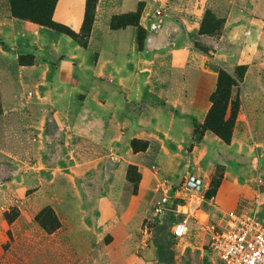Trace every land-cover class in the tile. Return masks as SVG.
<instances>
[{
	"label": "rangeland",
	"instance_id": "rangeland-1",
	"mask_svg": "<svg viewBox=\"0 0 264 264\" xmlns=\"http://www.w3.org/2000/svg\"><path fill=\"white\" fill-rule=\"evenodd\" d=\"M100 3L97 29L108 38L119 34L134 41L133 59L108 58L96 89L72 94L78 100L96 96L111 108L130 100L135 93L118 88L115 74L139 72L160 51L163 56L154 64L167 68L169 85L150 101L127 102L131 106L120 112L151 108L172 119L179 113L193 120V134L179 142L172 135V120L168 136L157 142L163 149L157 160L146 155L149 140L129 138L133 126L121 128L109 148L79 138L64 147L54 122V103L61 93H70L57 81L60 55L52 57L48 50L41 57L44 74L0 76V114L6 91L9 99L27 105L16 119H31L33 126L45 123L41 129L25 123L18 146L15 134L10 135L16 156L0 163V264H221L199 227L191 225L190 233L178 239L173 235L177 216L168 211L158 218L154 207L166 195L167 207L173 208L177 197L194 192L186 190L190 183L200 180L197 189L207 212H200L201 217L217 220L233 212L257 215L264 222V0H58L53 20L89 42ZM88 10L93 24L84 31ZM4 23L11 31L3 29ZM0 25V46L14 41L21 52V37L29 38L36 34L30 28L41 27L13 17L9 0H0ZM21 57L27 65L39 62L33 55ZM98 57L96 52L95 61ZM241 65L247 71L232 94L241 107L231 144L218 137L223 146L199 148L195 126L202 123L193 119V105L209 113L219 67L233 74ZM201 81L204 86L198 88ZM87 112L95 111L89 105ZM140 125L156 126L152 119ZM136 142L139 152L133 149ZM143 173L153 184L142 185Z\"/></svg>",
	"mask_w": 264,
	"mask_h": 264
},
{
	"label": "crops",
	"instance_id": "crops-1",
	"mask_svg": "<svg viewBox=\"0 0 264 264\" xmlns=\"http://www.w3.org/2000/svg\"><path fill=\"white\" fill-rule=\"evenodd\" d=\"M100 6L101 3L98 5L97 19L86 48L72 38L57 34L50 28L42 26L40 28L32 27L30 30L36 34L29 38L21 37L23 39L21 45L24 46L22 52L18 50L20 47L14 41L7 44L6 47L0 46V76L19 78L21 75H35L39 72L42 73V71L44 74L45 69L39 67L41 57L46 58L45 53L48 50L51 51L52 57L59 54L58 70L56 69L57 81L61 86L67 87L66 91L70 92L66 94L61 93L58 101L54 103L57 106L54 122L56 124V130H59L60 138H63L65 142L64 147H68V143L72 144L74 138H79L91 142L97 147L109 148L116 143L115 141H118L117 135L121 128L133 126L129 130V138L136 135L138 138L149 140L150 146L146 155L148 157H154V160H157L159 151L163 150L158 149L157 142L158 140L164 141V135L166 137L168 136L167 131L172 120L174 123H172L174 125L172 135H176L179 142H183L186 138L192 136L194 130L193 120L187 116H181L179 113H175L172 119L163 110L153 111L151 108L139 112L133 111L128 115L121 113L120 110L123 106H135L138 102L152 100L154 93L162 92L169 85L170 75L167 68L154 64L158 56H163V52H153L151 55L155 59H152L148 66L139 72H134L132 69H122L115 74V77L118 78V88H122L130 93V96L131 93H135L130 100L123 102L117 101V105L114 104L111 108L106 103L100 102L96 96L88 95L83 100H78L76 95L72 94L77 90H86L87 87L90 90L96 89L94 83L104 73L105 63L108 58L113 57V60L116 61L122 55H125L130 60L133 59V50L136 48L134 41L126 39L119 34L108 38L102 35L103 32L100 29H97V26H99ZM5 26L3 28L4 30L11 31L9 26ZM1 27L0 25V30ZM8 40L11 41L13 38ZM96 52L99 53L97 61L94 59ZM26 55H33L38 58V64L21 65L19 59L21 56ZM140 77H144V80ZM83 82L86 83L83 84L84 86L80 84ZM203 86L204 83L201 81L198 88H202ZM82 87H85V89ZM127 102L131 105H128ZM89 105L94 108V114H88L87 110ZM26 106L16 98L9 99L8 93L6 91L3 92L2 114H0L1 164L8 162L11 155L16 156L10 148V135L15 134L13 136H15V144L18 146V142L21 139L19 134L23 132L25 123L29 122L33 128L40 129L45 124L41 121L33 126L32 123L34 121L31 119H24L22 116L16 119L14 115L22 111L25 112ZM193 106V119L203 124L207 117L208 109L202 106H196V104ZM151 119L152 124L155 122L156 126L146 128L140 125ZM93 123L96 124V128L93 127ZM110 133H113L112 137H110ZM129 138L127 139L126 137L127 140ZM217 138L212 132H206L199 144V148L203 147L208 149V147L212 148V145L223 146L224 143L222 145ZM173 167L176 170L177 165ZM144 173L142 185L145 184V187H148V185L153 184V180L152 178L148 180L146 178L148 174L145 175ZM146 192L147 190L144 193Z\"/></svg>",
	"mask_w": 264,
	"mask_h": 264
},
{
	"label": "built area",
	"instance_id": "built-area-1",
	"mask_svg": "<svg viewBox=\"0 0 264 264\" xmlns=\"http://www.w3.org/2000/svg\"><path fill=\"white\" fill-rule=\"evenodd\" d=\"M197 188L187 187L189 193L194 192L177 197L179 203L173 208L167 207L170 197L164 195L155 204V215L161 218L170 211L177 216L173 235L178 239L190 233L191 225L199 227L221 264H264V222L257 215L233 212H226L217 220L201 217L200 212L204 215L207 212L202 210L201 191Z\"/></svg>",
	"mask_w": 264,
	"mask_h": 264
},
{
	"label": "trees",
	"instance_id": "trees-1",
	"mask_svg": "<svg viewBox=\"0 0 264 264\" xmlns=\"http://www.w3.org/2000/svg\"><path fill=\"white\" fill-rule=\"evenodd\" d=\"M57 2L58 0H9L13 17L64 32L72 36L81 46L86 47L88 45L85 39L86 37L79 36L71 31V29L54 22L53 13ZM91 23L93 24L92 16H90V10H88L85 17L84 31H91ZM20 64L27 65L26 57L20 58ZM246 71L247 68L243 65L238 66L233 74L229 73L225 68L219 67L217 89L210 96V101L212 103L211 109L204 123L195 126L199 140H202L204 134L210 131L219 137L225 144H231L233 131L241 107L240 98L238 96L233 98L232 94L235 89H240ZM136 144L137 142L133 144V149L135 152H139L136 148ZM146 149L147 145L144 150Z\"/></svg>",
	"mask_w": 264,
	"mask_h": 264
},
{
	"label": "water",
	"instance_id": "water-1",
	"mask_svg": "<svg viewBox=\"0 0 264 264\" xmlns=\"http://www.w3.org/2000/svg\"><path fill=\"white\" fill-rule=\"evenodd\" d=\"M153 28H154V29H157V28H158V25L155 24V25L153 26ZM194 181H196V182H194ZM200 184H201V181H200V180H193V181L190 183V185H191L192 187H198Z\"/></svg>",
	"mask_w": 264,
	"mask_h": 264
}]
</instances>
